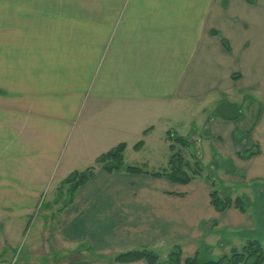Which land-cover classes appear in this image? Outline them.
<instances>
[{"label":"crops","instance_id":"crops-1","mask_svg":"<svg viewBox=\"0 0 264 264\" xmlns=\"http://www.w3.org/2000/svg\"><path fill=\"white\" fill-rule=\"evenodd\" d=\"M246 98L250 126L229 111L208 116ZM199 123L206 152L187 160L231 161L219 193L241 196L246 212H218L210 180L98 165L69 205L58 211L57 196L35 218L46 192L112 147L126 143L128 163L140 139L161 131L170 147L168 132L185 137ZM186 139L187 154L200 137ZM255 190L264 192V0H0V264H144L114 259L141 248L164 260L179 247L180 264L221 256L235 249L223 229L264 230ZM52 237L48 255L10 254L22 239Z\"/></svg>","mask_w":264,"mask_h":264},{"label":"trees","instance_id":"trees-1","mask_svg":"<svg viewBox=\"0 0 264 264\" xmlns=\"http://www.w3.org/2000/svg\"><path fill=\"white\" fill-rule=\"evenodd\" d=\"M250 3L255 0H247ZM217 34L216 31H213ZM223 44L229 49V43L225 38H222ZM234 109V115L238 114L239 106L231 105ZM230 109V108H229ZM223 116L224 113L221 112ZM239 130L235 135H239ZM241 133L247 130L243 127ZM147 131H144L146 134ZM168 138L170 140V159L169 165L162 171H149L138 165L128 164L125 162V150L126 143L121 142L118 145L112 147L108 151L99 155L94 165L85 167L82 170L73 171L67 178H65L61 184L68 186L71 189L72 196L78 190L80 186L91 180L96 172V167L99 165L108 172L128 171L133 173H149L154 176H166L173 182L189 183L196 176H202L203 168L197 161L193 165L184 157L183 149L187 148L190 144L188 139L183 136L173 135L168 132ZM179 145V148L177 147ZM145 146L144 139H140L135 145L136 150H140ZM259 153V148L250 149L239 154L242 158L251 157ZM192 165V167H191ZM233 171H236L235 168ZM208 180L214 186L211 192V203L218 212L225 211L230 208H237L242 212H246L247 208L245 200L241 196L233 197L230 194L220 195L219 190L216 188L214 180L206 176ZM116 261L130 262L141 260L144 264H180L181 251L179 247H175L171 250L168 257L164 260L161 259L159 254L149 248L133 249L125 252L117 253L114 256ZM185 264H264V245L259 239H250L241 249H233L231 253L223 254L218 258H205L200 252H197L193 257H189L185 260Z\"/></svg>","mask_w":264,"mask_h":264},{"label":"rangeland","instance_id":"rangeland-1","mask_svg":"<svg viewBox=\"0 0 264 264\" xmlns=\"http://www.w3.org/2000/svg\"><path fill=\"white\" fill-rule=\"evenodd\" d=\"M249 102H250L249 99L246 98V99H239V101H237V103L235 104V105L239 106V110L241 111L239 114H236V117L238 118L237 121L239 122L241 120V121H243V125L249 124L248 126H250L255 121V119L257 118V110L255 108H254V112H251V114H252L251 117H249V114L247 113V109H249L248 108ZM218 108L209 109L208 110V112H209L208 116L210 117V113L214 116L221 114V112L224 114H228L227 113L228 111L230 112V114L232 116H234V109L230 108L229 110H225L223 108H219V110H218ZM204 127H205V124L199 123V126L196 125L195 129H191V131H186L185 138H193L194 134H195V135L200 137V139L199 140L197 139V140L200 141L201 144H199L198 141L195 142L194 140H192L191 146L187 150V154H186V152L183 153L185 159H187V156H189V152H195V154L197 155V152H202L204 150L203 141H202L201 136H203L205 133L208 132V131L204 132L202 130ZM242 128H243V126L240 127V130ZM194 130H196V131H194ZM240 130L238 133L239 135L242 134ZM165 134L166 133H162L161 131H157L154 134V139L147 146H144L142 148V150L140 149L141 151L138 153L135 152L136 151L135 148L134 149L128 148L127 156H126L127 162L129 164L138 165V166H140L146 170H150V171H162L165 168H167L168 167V161L170 159L171 151H170L169 143L167 141H165L163 138V136ZM179 134H181V133L179 132ZM177 147L179 148V145H177ZM208 147H209L208 153L210 156L212 154V152L215 151V147L214 146L212 147L211 144H209ZM254 149H255V147H254ZM205 152H206V149H205ZM212 156H213V154H212ZM192 159H193L192 161L195 160V158H192ZM198 160H199L198 162H199L200 166L204 170L203 171L204 176L206 175L209 178H211L212 180H214L216 183V188L218 190H220V187L222 184V180H221L222 177H221L220 173L224 170L229 171V172L234 170V166L232 165L231 161H228V160L216 161L217 158L213 159V158H211V156L208 159L201 156V159L198 158ZM191 164L193 165V163H191ZM192 165H191V167H192ZM203 174H202V176H203ZM202 176H196V179L201 178L202 180L203 179L208 180L206 178V176L204 178ZM259 194H260V192L258 190H255L254 194H253V196H254L253 198L255 200L254 204L256 206L255 210H256L257 214L259 213L261 206H263V203H264V192H262V195H259ZM56 197H57L58 211L61 208H64V206L69 205L72 202V199L74 198V196H72L71 189L68 186H64V185L60 184L55 191L53 190L51 192H46V195L42 197L41 203L38 207L39 209L36 212L35 218H37L38 215L42 216L44 213L43 210L45 209L46 205L50 201H53L54 198L56 199ZM40 209H41V211H40ZM262 214L263 213H259V217H261V219H262L261 223L263 224L262 227H264V215L262 216ZM29 232H30V230H28L26 232V234ZM220 235H221L222 239L224 238L226 240H229V242H231L235 246V249H241L248 242L249 238H254V239L260 238V240H262L264 242V230L263 229H261L259 231H257V230L256 231H246V232H240V233L235 231V230L223 229V232H221ZM245 238H248V240H246ZM48 242H50V243H48ZM48 242H46L44 244L43 243H37V241L26 243L25 240L22 239L19 243L9 245L10 246V254L11 255L12 254L17 255L19 253V256H21V258H22V256L31 258L33 255H35L37 257H39L42 254L48 255L50 248L53 249V246L55 244V238L52 237L51 240H49ZM49 246H50V248H49ZM231 248L230 249L225 248V250L222 251V255L231 253V251L234 249V248H232V249ZM209 256H211V255H209ZM218 257L219 256L216 255L215 257H212V258H218Z\"/></svg>","mask_w":264,"mask_h":264}]
</instances>
